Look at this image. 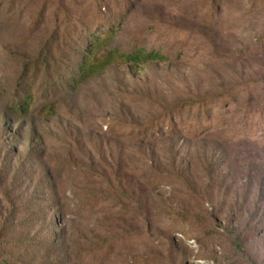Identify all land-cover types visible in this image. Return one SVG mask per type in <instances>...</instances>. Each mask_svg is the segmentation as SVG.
Here are the masks:
<instances>
[{
  "label": "rangeland",
  "instance_id": "374dc122",
  "mask_svg": "<svg viewBox=\"0 0 264 264\" xmlns=\"http://www.w3.org/2000/svg\"><path fill=\"white\" fill-rule=\"evenodd\" d=\"M68 19L111 29L95 56L158 59L65 91L85 44ZM46 66L63 88L12 113ZM200 99L211 120L227 101L222 130L137 138ZM260 110L264 0H0V264H264V139L235 132Z\"/></svg>",
  "mask_w": 264,
  "mask_h": 264
},
{
  "label": "trees",
  "instance_id": "16d2710c",
  "mask_svg": "<svg viewBox=\"0 0 264 264\" xmlns=\"http://www.w3.org/2000/svg\"><path fill=\"white\" fill-rule=\"evenodd\" d=\"M99 7H103L102 3H99ZM98 8V7H97ZM67 25L72 28L71 35L76 37L77 32L83 34L84 32V47L81 50V58L77 66L69 71L66 69V74H68L67 83L63 88V76L59 73L55 76V81L57 79V84L53 82V76L51 71H49L48 66L45 67L43 71V78L39 86H35L33 79L35 72L33 73L32 78L29 81L19 80L17 83V92L15 97L10 100L8 109L12 111L15 115L24 116L30 114L31 107L34 106L35 100L33 95L38 92H41L42 98L44 95L48 94L51 91L52 95H55L59 92L60 89L65 91H75L79 86H81L85 81L90 78L95 77L97 74L102 73L109 65L112 63H121L127 61H139L142 58L143 61L155 60L158 59L157 53H145L139 52L138 50L133 51L128 54L117 55L113 52L105 53L102 56H95V51L103 45L107 40L110 39L112 34L111 29L108 27L104 33L102 29L104 25L95 27L94 29H86L83 26H75L78 22L73 20H66ZM72 23L74 26L70 25ZM70 36V35H68ZM79 38V35H77ZM76 38V42L73 44L74 49L78 51L83 39L79 40ZM73 39V38H72ZM45 81V84L42 83ZM30 82V83H29ZM26 85H24V84ZM55 88V89H54ZM34 90V94H32ZM224 99L230 100L233 99L231 96H226ZM227 101L224 100L221 104L219 102L218 112L210 118L209 112L213 108V105H216L214 100L211 99H200L184 102L181 105L175 106L168 111L166 116V125L163 123H154L147 128H142L137 134L138 139L153 141L156 137H160L163 134L168 136H175L178 134H184L187 137L192 139L200 138L202 135L212 131L222 130L224 126V117L223 115L230 110H226L224 107ZM214 103V104H213ZM232 103V102H230ZM229 103V104H230ZM51 109V107L49 108ZM48 109V110H49ZM187 113L185 117L184 113ZM185 118V119H184ZM236 136L243 139H254V140H263L264 139V110H260L257 114L250 117V119L244 123V125L237 126L235 128ZM152 186H159L157 183H153ZM236 249L241 248V242L238 237L235 238ZM100 262L96 263L99 264Z\"/></svg>",
  "mask_w": 264,
  "mask_h": 264
}]
</instances>
